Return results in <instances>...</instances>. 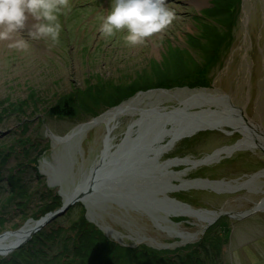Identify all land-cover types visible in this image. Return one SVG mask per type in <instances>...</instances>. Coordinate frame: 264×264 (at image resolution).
<instances>
[{"label": "rangeland", "instance_id": "1", "mask_svg": "<svg viewBox=\"0 0 264 264\" xmlns=\"http://www.w3.org/2000/svg\"><path fill=\"white\" fill-rule=\"evenodd\" d=\"M71 3L72 11L60 17L63 30L58 45H52L51 41H30L29 51L21 53L9 49L8 42H0V147L14 149L7 158L0 157L3 178L0 203L9 187L7 173L17 161L32 163L25 174L30 189L38 188L37 171L43 175V187L61 192L62 201L66 193L83 185V178L94 164V169L102 167V174L100 177L90 174L94 181L87 188L91 191L88 207L77 200L57 216H50L49 209L38 201H33L25 214L13 203L8 219L0 227V235L20 228L32 218L37 224L29 238L46 228L52 231L53 223L61 232L71 231L73 227H84L82 221L72 222L83 215L84 219L93 220L91 223L109 242L147 244L171 258L198 242L211 225L195 214L183 212L181 206L203 211L216 209L228 212L225 215L232 225L229 241L221 249V264H264V147L261 144L225 151L208 163L180 162L168 166L163 163L171 158H200L216 148L234 146L245 137L244 130L233 123L209 128L211 131L197 139H191L196 135L181 138L156 159H151L156 154L148 149L149 133L144 135L147 126L138 135L133 133L137 138L126 144L131 122L145 113L155 115L157 111L188 119L206 108L224 111L228 106L238 109L236 116L247 121L252 138L264 140V0H241L240 21L233 34L225 39L221 38L223 28L215 22L218 20L213 18V13L223 11L226 0H167L176 20L166 31L135 48L124 45L119 38L122 34L112 40L101 38L97 16L107 14L111 0H71ZM35 22L31 18L27 21L22 31L25 39H30L27 33ZM204 32L205 42L213 35L224 45L228 44L211 84L173 83L170 78L176 77L183 64L179 56L167 57V49L188 46L193 42L189 36L193 38L199 33L205 37ZM150 56L153 66L148 62ZM107 78L123 84L115 86ZM165 78L167 81L162 84ZM98 79L101 81L96 83ZM198 88L217 92L218 96L212 102H186L187 92ZM175 90L187 94L177 96ZM138 96L142 98L136 103L137 109L125 107ZM221 98L225 100L219 101ZM61 101L73 107L72 116L58 112L64 107ZM185 105L188 111L181 108ZM52 107L57 111L51 114ZM119 108V113L108 119L109 113ZM83 123L90 125L82 134L63 140L57 138ZM109 123L113 125L111 152L104 149ZM239 125L242 126L241 122ZM18 137H28L36 146H28L24 155ZM15 141L16 147H10ZM120 144L124 148L117 146ZM41 150L38 158H33ZM105 156L111 159L109 163H103ZM196 178L239 183L232 189L218 190L184 181ZM36 211H40L37 218ZM41 215L45 218H39ZM21 246L0 250V257L9 258Z\"/></svg>", "mask_w": 264, "mask_h": 264}, {"label": "trees", "instance_id": "2", "mask_svg": "<svg viewBox=\"0 0 264 264\" xmlns=\"http://www.w3.org/2000/svg\"><path fill=\"white\" fill-rule=\"evenodd\" d=\"M240 2L241 0H226V4L222 6V9L224 8L223 11L213 13V18L218 20L215 22L223 28L222 39H225L230 33L233 34L238 25ZM202 15L205 16L204 13ZM203 16L201 17L205 18ZM204 20L200 21L198 26L200 23L205 22ZM203 35H206L205 32ZM189 37L188 39L193 40V42L188 43L189 47L169 48L166 51L167 57L168 55L171 57L172 54L174 57L179 56L180 62L183 64V69L181 68V71L176 73L178 76L176 75L170 80L173 83L182 81L191 86L210 85L215 69L220 67V62H222L223 57L227 53L228 44L224 45L220 39L213 35L207 42H205L206 36L201 37L199 33L196 37ZM196 43H199V45H196ZM167 57L164 56V59ZM98 80L96 83L101 81L100 79ZM106 80H110L115 86H117L116 84H123L121 81L113 82L110 78ZM164 81H167V78L161 81L162 84ZM101 86L99 84V89ZM61 103L64 104V107L58 112L72 116L74 114L73 107L65 101H61ZM60 104L58 103V107ZM54 107L57 108L56 105ZM49 111L52 114L57 110L52 107ZM204 132L201 131L197 134H203ZM194 138L191 137V139ZM17 141L23 145V154L29 148L36 146V143L31 142L28 137H22V139L18 137ZM18 143L16 141L11 142L9 146L14 148L16 147L15 144ZM28 146L29 148L27 149ZM45 148L46 144L43 146V150ZM13 150L0 147V157L7 158L5 156H9L8 154L14 152ZM43 150L37 151L33 158L37 159L39 153L41 154ZM26 155L30 156L29 153H26ZM29 167H32L30 161H27L26 164L17 161L7 173L6 181L9 187L0 203L2 205L0 207V227H3V224L8 219L7 215L13 203H16L14 206L24 214L33 201H36V203L38 201L42 206L44 204L49 210L60 206L62 203L61 195L55 188L43 187V175L37 172L34 166L38 188H33V190L29 188L25 176ZM0 179L3 178L0 177ZM72 207L68 210H71ZM77 221H82L81 225L84 227L77 229L73 227L71 231L66 232H61V228H55V223H53L52 231H48L49 229L46 228L36 233L25 244L15 249L9 258L0 257V264H221L220 258L223 255L221 249L229 241L231 233L230 219L223 214L218 218L217 222L208 226L204 236L198 242L185 249L183 253H175L173 254L174 257L170 255V258L167 255H165L166 257L163 256L161 251L151 248L147 244L129 246L113 242L112 240L109 242L99 228L91 221L84 219L83 215H81V219L79 217L74 218L72 222ZM58 225L61 227L60 223Z\"/></svg>", "mask_w": 264, "mask_h": 264}, {"label": "bare ground", "instance_id": "3", "mask_svg": "<svg viewBox=\"0 0 264 264\" xmlns=\"http://www.w3.org/2000/svg\"><path fill=\"white\" fill-rule=\"evenodd\" d=\"M241 11V9H240ZM241 17V16H240ZM240 21V20H239ZM152 56L149 57L148 62H151V65L153 66L155 63H153V60L151 59ZM214 78V77H213ZM175 92V93H174ZM173 93L176 94L177 96L182 95V94H188L186 102H204L206 100H208L209 102H212V99L216 98L218 96L217 92H210L207 91L203 88H198L196 90L188 91L187 93H185L183 90H175ZM189 97V98H188ZM142 98V96H138L137 99H134V102H130L127 103L125 107L128 108H136V103L139 102V100ZM225 98H221L219 99V101H224ZM207 102V101H206ZM219 104L223 105L222 102H219ZM122 108V107H120ZM116 109V110H112L111 113H109L108 115V119H113L114 115L118 114L119 111L121 109ZM182 109H184L185 111H188L189 109L187 108V105L185 106H181ZM137 109V108H136ZM125 110V108H124ZM123 110V111H124ZM208 110V111H207ZM238 109L232 107V106H228L227 109L223 110H217L215 111L212 108H206L205 112H201L196 116L190 117L188 119H184L183 117H178L176 118L175 116H177L176 114H162L161 113H155V115H150V113L143 114L142 118H138L135 119L131 122V127L129 129L130 134H128V138H127V142L126 144L130 141L133 140L134 137L136 135H138V133L140 132V130L145 129L146 126L148 127V130H144V135H148L149 133V138H147V143L149 145L148 149L151 150V152H153L155 155V157H151V159H156L158 157V155H160L161 153H163L164 151L170 149L172 146H175L177 141L180 140L181 138H184L188 135H196L194 139H197L201 134H197L200 133L202 130L205 131V133L211 131V130H207L209 128H215V127H224L226 124H234L236 127H240L244 130L245 133V137L238 141L236 144H234V146H226V147H220V148H216L213 151L209 152L208 155H205L203 157L200 158H191L189 156L187 157H177V158H171L169 160H167L165 163H163L164 165H173L176 163H180V162H186V163H193V164H199V163H208L210 161H213L216 158H220L221 155L225 152V151H231L234 148L240 147V146H257L260 145L264 147V140H262V138L260 137L261 141L255 138H252L251 136V130L248 129L246 127L247 125V121L246 124L241 120V118H243V116H236L237 113L235 111H237ZM118 112V113H117ZM180 112L177 111V114H179ZM241 113V111H240ZM239 113V114H240ZM242 114V113H241ZM240 117V118H239ZM241 122V125L240 124ZM137 123V128H135ZM168 123H170L171 125H169ZM89 123H83V124H79L77 127H75L72 131H70L69 133L65 134V135H61V136H57L58 139L63 140V139H68L69 137L73 136V135H79L82 134L83 132H85L88 127H89ZM149 126H151V128H149ZM108 127H110V130L108 129L109 133L107 134L104 142H105V150L108 152L112 151V129H113V125L112 123L108 124ZM145 127V128H144ZM153 132V133H152ZM163 137L167 138L168 140L165 142L163 139L161 140ZM140 141V140H139ZM205 143H207L205 141ZM210 143V142H209ZM118 147L124 148L123 144L117 145ZM242 148V147H241ZM242 151V150H241ZM111 157V156H110ZM101 161V160H100ZM111 161L110 158H107L106 156L103 159V163H109ZM220 162V161H219ZM218 162V163H219ZM166 166V167H167ZM213 166H216V164H214ZM95 168V164L92 166L91 168V172H87L86 176L83 178L82 180V186L77 185L75 187V189L69 193H66L64 196V201H62V203L66 204L67 206L70 204V201L72 199L75 198H80V202H83L87 207L90 205V201H89V196L91 194V191H88L87 188H89V184H91L94 179H91V175H93V177H100L102 174L103 169H101L102 167L100 166V168L96 167ZM101 169V170H100ZM99 170V171H98ZM100 175V176H99ZM96 179V178H95ZM186 181L187 184L189 185H197V186H201V187H213V188H217L218 190H228V189H232L235 187L236 183L235 180H226V179H220V180H209V179H202V178H196V179H187L184 180ZM100 182V180H98V183ZM96 183V182H95ZM97 184V183H96ZM91 189V186H90ZM89 193H88V192ZM58 192V190H57ZM203 192V191H201ZM61 193V192H58ZM61 208V206H58L54 209H50L49 213L50 216H54L55 214L53 212L58 211ZM182 210H184L183 212H187V213H191V214H195L197 215L201 220L205 221L207 224H213L214 222H217L218 218L225 214L222 213V211H218L216 209H205L203 210H196L190 207H182ZM179 209V210H180ZM36 215L35 217L37 218L40 213L39 212H35ZM52 214V215H51ZM60 214V213H58ZM56 214V216L58 215ZM45 215V213H44ZM227 215V214H226ZM49 216V217H50ZM44 217L43 215H41L39 218ZM90 221H93L92 219H89ZM41 221L38 220V223ZM37 224V221L34 220L33 218L28 220L24 225H22L20 228L14 230V231H10L8 233H4L0 235V250L1 251H6V250H11L17 247L18 243H20L22 240L21 245H23L24 243H26V241L24 240L27 235L33 231V229L35 228ZM232 227V225H231ZM230 227V231L232 230V228ZM30 239V238H28ZM25 241V242H24ZM28 241V240H27ZM131 246V245H129Z\"/></svg>", "mask_w": 264, "mask_h": 264}, {"label": "clouds", "instance_id": "4", "mask_svg": "<svg viewBox=\"0 0 264 264\" xmlns=\"http://www.w3.org/2000/svg\"><path fill=\"white\" fill-rule=\"evenodd\" d=\"M72 11L71 0H0V42L21 53L31 48L30 41L60 43L61 16ZM29 18L32 24L25 39L22 31ZM101 38L112 40L120 35L124 45L135 48L166 31L176 20L167 0H111L107 14L97 16Z\"/></svg>", "mask_w": 264, "mask_h": 264}, {"label": "water", "instance_id": "5", "mask_svg": "<svg viewBox=\"0 0 264 264\" xmlns=\"http://www.w3.org/2000/svg\"><path fill=\"white\" fill-rule=\"evenodd\" d=\"M80 198H75V199H72L71 201H70V204L67 206L66 204H64L63 203V205L61 206V208L58 210V211H55V212H53L55 215L56 214H58V213H61L62 211H64L65 209H67L71 204H73V203H75L77 200H79ZM223 213H228V212H226V211H224ZM52 215V214H51ZM53 216V215H52ZM34 230V229H33ZM33 232V231H32ZM32 232H30L28 235H27V237L24 239L25 241L31 236V233ZM23 241V240H22ZM22 241L20 242V243H18V245L17 246H19V245H21V243H22ZM24 241V242H25ZM9 250V249H8ZM2 252H4V251H2Z\"/></svg>", "mask_w": 264, "mask_h": 264}]
</instances>
